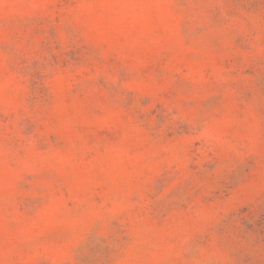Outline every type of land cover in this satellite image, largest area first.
Returning <instances> with one entry per match:
<instances>
[{
	"label": "rangeland",
	"instance_id": "1",
	"mask_svg": "<svg viewBox=\"0 0 264 264\" xmlns=\"http://www.w3.org/2000/svg\"><path fill=\"white\" fill-rule=\"evenodd\" d=\"M0 264H264V0H0Z\"/></svg>",
	"mask_w": 264,
	"mask_h": 264
}]
</instances>
